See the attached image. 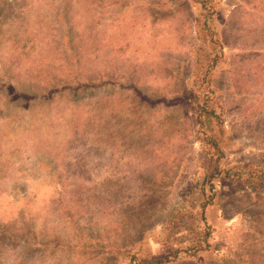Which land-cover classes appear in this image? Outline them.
I'll use <instances>...</instances> for the list:
<instances>
[{"label": "rangeland", "instance_id": "rangeland-1", "mask_svg": "<svg viewBox=\"0 0 264 264\" xmlns=\"http://www.w3.org/2000/svg\"><path fill=\"white\" fill-rule=\"evenodd\" d=\"M207 12L219 164L252 178L202 222ZM0 264H264V0H0Z\"/></svg>", "mask_w": 264, "mask_h": 264}, {"label": "trees", "instance_id": "trees-1", "mask_svg": "<svg viewBox=\"0 0 264 264\" xmlns=\"http://www.w3.org/2000/svg\"><path fill=\"white\" fill-rule=\"evenodd\" d=\"M212 14L213 12H207L203 14L202 20L197 24L195 35L189 49L191 58L189 72L192 79V85L196 90L195 100L197 101L198 106V121L203 132V144L205 145V148H207V151L210 152L209 157L206 158V162H204V166H206V168L199 187V191H201L204 198V201L198 204L200 213L199 220L202 222H205V209L208 205H210L209 197L211 195L208 194L214 190V179L222 176L230 181L238 179L240 181L243 180L245 182H249L246 180L252 178L251 174L248 171V168L240 167V169H223L220 166L219 160L223 155L220 143L224 138L226 132L225 125L220 113L216 112V108L218 106L217 102L214 99L209 98L208 96L204 98L202 97V94L205 91L209 93L213 92L211 83L215 66L218 63L217 54L213 51L215 45H217V40L214 38L215 32L213 30V27L208 23V18H210V15ZM244 174H248L246 175L247 178L245 177V179L242 178ZM262 181V178H259L257 180V182ZM206 190H208V194L204 195ZM185 220H187V218ZM206 228L207 227L204 225L202 232L199 231V226H196V229L194 227L192 228V230L199 234L201 243L205 239L204 237L202 240V236L203 233L207 230ZM197 244L198 245L194 247V251L192 252V254H195L194 252L202 249V247L198 248V246H200V242Z\"/></svg>", "mask_w": 264, "mask_h": 264}]
</instances>
